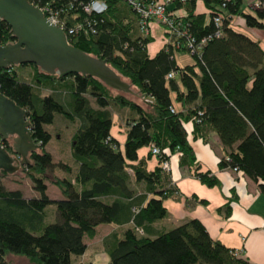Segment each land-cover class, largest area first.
Masks as SVG:
<instances>
[{"label":"trees","instance_id":"obj_1","mask_svg":"<svg viewBox=\"0 0 264 264\" xmlns=\"http://www.w3.org/2000/svg\"><path fill=\"white\" fill-rule=\"evenodd\" d=\"M28 1L37 7L61 8L67 27L88 18L79 4L90 0ZM103 1L107 10L89 19L95 33L82 30L68 37V42L106 60L130 86L129 94L113 91L90 76H50L34 65L30 66L35 85L19 81L18 66L0 71V94L26 110L31 138L39 146L29 154L27 168L21 169L37 198L24 199L20 191L6 190L1 183L6 174L0 172V264H8V256L31 264H72L74 257L86 251L84 238L93 239L101 225L115 227L103 239L105 264H248L233 249L212 240L197 220L151 235L153 225L167 216L164 200L178 191L160 167L161 160L146 171L144 161H137V151L149 147L152 156L150 148L155 146L163 160L177 153L179 166L192 169L201 184L218 186L212 174L199 172L184 126L192 125L194 138H203V130L211 129L225 155L219 169L242 173L264 196V52L258 41L230 24L233 17H240L247 28L264 31V0H231L223 10L219 9L222 0H202L205 14L194 13L197 0H172L174 10L185 9L186 16L177 18L183 19L195 42L209 37L200 56H190L192 64L183 67L177 66L174 54H187L186 50L173 52L169 45L149 57L146 46L151 38L140 36L132 8L124 0ZM217 14L222 36L215 39L213 17ZM14 41L10 27L0 20V46ZM170 72L176 77L168 80ZM53 83L58 88L45 97L34 88ZM172 93L179 106L176 111ZM110 109L128 115L121 117L127 125L123 150L110 135ZM56 114L77 122L70 146L77 170L73 178L52 177L62 198L51 200L44 180L56 164L45 150L50 141L45 126L53 123ZM4 147L10 151L7 144ZM57 166L71 174L70 165L58 162ZM133 185L142 186V192L138 194ZM50 206L55 208V220L46 223Z\"/></svg>","mask_w":264,"mask_h":264},{"label":"crops","instance_id":"obj_2","mask_svg":"<svg viewBox=\"0 0 264 264\" xmlns=\"http://www.w3.org/2000/svg\"><path fill=\"white\" fill-rule=\"evenodd\" d=\"M171 2L167 8L172 11V14L179 18L185 17V9L174 10ZM244 10L246 11L247 8ZM206 12L203 2L197 0L194 13L205 14ZM230 24L236 32L246 35L253 41H258L264 52L263 30L247 28L240 17H233ZM149 38H151V42L146 46V51L149 57H153L165 47L166 36L161 27L152 24ZM180 54L183 64L176 61V57ZM174 60L179 67L192 64L191 58L184 53H175ZM250 85L249 83L248 88ZM170 98L176 111L179 106L173 101L174 93L170 94ZM117 119H119L118 116ZM119 120L120 123L115 124L114 122V126L112 125L110 135L123 150L127 125L122 119ZM184 127L188 132L187 139L193 150L199 172H209L219 184L211 188L201 184L193 176L192 169L179 166L177 153L171 155L169 158V176L171 183L178 191V195L164 200L163 206L167 211V216L153 225L151 235L153 236L163 230H170L190 220H197L203 225L212 240L219 241L225 247L233 249L237 257L248 264H264V196L258 190L257 185L242 173L229 169H219L218 163L225 155L218 137L211 129L203 130V138H194L191 135L192 125L188 123ZM69 156L72 159L70 149ZM52 160L55 162L53 157ZM137 161H144L146 171H152L158 166V159L149 155V147L137 151ZM72 162L76 172L77 165L73 159ZM133 187L138 191V194L142 192V186L133 185ZM99 227L96 228V234ZM85 245L87 246L86 243ZM86 252L87 249L80 258L84 257ZM107 261L106 257L103 264ZM95 262L92 264H98Z\"/></svg>","mask_w":264,"mask_h":264},{"label":"water","instance_id":"obj_3","mask_svg":"<svg viewBox=\"0 0 264 264\" xmlns=\"http://www.w3.org/2000/svg\"><path fill=\"white\" fill-rule=\"evenodd\" d=\"M0 20L10 27L15 38L14 42L0 46V71L34 65L50 76L81 74L98 79L113 91L130 93V86L106 60L72 47L58 24L47 21L28 0H0ZM38 148L31 138L26 110L0 94V172L12 175L27 167L29 154Z\"/></svg>","mask_w":264,"mask_h":264},{"label":"rangeland","instance_id":"obj_4","mask_svg":"<svg viewBox=\"0 0 264 264\" xmlns=\"http://www.w3.org/2000/svg\"><path fill=\"white\" fill-rule=\"evenodd\" d=\"M250 4V3H249ZM249 5H247V9H249ZM245 11V10H244ZM246 10L245 12H247ZM155 36H157V33H155ZM182 56L181 54L176 57L177 63H182ZM16 72L18 74V79L21 82H25L30 85L34 84V68L30 65L27 66H18L16 69ZM35 89L39 90V94L42 97L48 96L52 89L58 88L57 85L54 83L51 86H44L42 89L34 87ZM112 94H115L114 92ZM63 96L67 97V94L65 93ZM126 99L131 100L133 102L140 103V101L134 99L133 97L124 95ZM91 105L94 107L93 102L91 101ZM144 107V106H143ZM110 112L112 114V120H113V126L114 122L115 124L120 123L121 117H128L127 112L123 111H117L116 109H110ZM117 116L119 119H117ZM128 119V118H127ZM77 128V122L76 123H70L69 121L65 120L60 115L54 116V121L51 125L45 126L46 131L50 134V141L45 147V150L52 155L54 158V162L56 165L52 168L50 172L47 173L46 179L44 180V184L46 186L45 194L46 196L51 200H57L61 199V194L57 187H55L51 179L58 178H73L75 175L74 171V165L72 162V159L69 156V149L71 146V136L75 132ZM122 149V148H121ZM64 162L71 167V174H66L62 169H60L57 166L58 162ZM27 167H22L21 169H26ZM21 169L12 175L4 176L2 179V184L4 185L6 190H19L24 198H37L38 193L34 191L32 183L30 179L25 175L24 171H21ZM46 215V223H52L55 220V208L53 206H50L46 208L45 211ZM113 229V230H112ZM115 230L114 226L110 225H101L97 229V234L93 239L85 238L84 242L87 244V252L84 257H74L72 259V264H92L93 262L98 264H103L105 261L107 255L105 252V248L103 246V239L107 237L108 233H112ZM106 235V236H105ZM108 259V258H107ZM6 261L8 264H31L27 259L17 256H8L6 258ZM93 261L92 263H90Z\"/></svg>","mask_w":264,"mask_h":264},{"label":"built area","instance_id":"obj_5","mask_svg":"<svg viewBox=\"0 0 264 264\" xmlns=\"http://www.w3.org/2000/svg\"><path fill=\"white\" fill-rule=\"evenodd\" d=\"M127 5H129L132 10L138 16V31L142 38L149 37L150 26L152 24L161 27L166 36L165 47L169 45L172 46L173 52L180 49L186 50L187 55L190 56H200L202 47L208 42L209 37L201 39L199 42H195L193 36L189 33L186 23L183 19H178L168 11L167 6L172 0H124ZM180 3H185L186 0H178ZM202 1V0H199ZM231 0H222L219 6L220 10H223L228 2ZM258 3H256L257 6ZM37 7V6H36ZM83 13L88 17L82 23L77 24L73 27H67L64 18L62 17L61 8L53 7L49 4H45L42 7H38L43 16L51 24H58L59 28L64 32L67 41L68 37L76 35L82 30H87L91 34L95 31L92 28V22L90 18L102 15L107 10V5L103 0H90L86 3H80ZM221 15L217 14L213 17V23L216 27V32L213 38L218 39L222 36V32L219 28ZM176 77L175 72H170L166 78L168 80L174 79ZM174 112V109H170ZM151 155L156 157L160 161V167L162 170L170 174V162L169 160L161 159L162 153L155 146L150 148ZM237 172L235 169L233 170ZM141 233V231H138Z\"/></svg>","mask_w":264,"mask_h":264}]
</instances>
